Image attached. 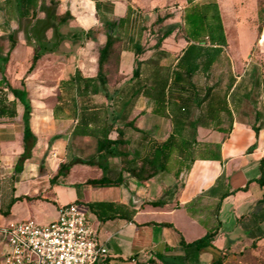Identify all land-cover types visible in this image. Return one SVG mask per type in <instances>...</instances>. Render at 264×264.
<instances>
[{
    "label": "crops",
    "instance_id": "obj_1",
    "mask_svg": "<svg viewBox=\"0 0 264 264\" xmlns=\"http://www.w3.org/2000/svg\"><path fill=\"white\" fill-rule=\"evenodd\" d=\"M199 1L196 2H216ZM43 2L38 1L34 19L40 24L45 18V14L40 13V10L46 12L48 8L46 2L45 7L41 8ZM133 4H136L135 0H54L56 11L49 12L48 21L52 22V16H61L64 13H68L71 19L59 25L53 22V28L39 27L38 31L28 27L25 29L27 41L39 36L42 41L40 50L38 46L27 45L23 38H18L15 47L9 52L1 77L10 87L25 89L27 92L30 106L28 127L35 138V144L30 158L24 161L20 172L14 173V166L23 153L24 129V109L16 100L15 117L9 120L0 119V203L1 196L6 198L9 195V186L5 180L11 176L12 195L18 200L11 206L8 217L0 216V228L9 222L24 220H32L39 225L48 224L56 219L58 206L77 202L92 219L91 226L99 242L107 250V255L98 259L95 264H163L159 256L164 259L165 264H180L175 259L181 257L182 252L166 249L177 247L180 240L191 243L216 226L212 247L218 252L217 259L219 255H224L226 249L233 251L238 247V243H246L264 233V216L261 214L258 218V215L247 212L246 208L251 204L256 205L264 195L249 191L252 182L260 185L264 183L261 178V161L264 160V95L261 93V85L264 81L249 79L246 83L249 89L243 93L237 91L242 101L250 103L251 111L241 113L237 110L236 116L233 114L228 134L197 128L198 143L220 146V159L217 161L196 160L190 169L180 174L177 179L170 174L171 178L157 172L145 182H138L127 173L121 172V185L109 187L115 191L107 195V199L99 198L106 197L100 196V192L105 188L90 189L87 196L84 194V188L92 187L84 185L87 180L99 179L104 175V172L96 167L75 164L66 176L58 177L53 185L50 184V179L56 174L59 165L67 164L73 159L88 160L96 156L95 139L72 134L75 119H54L52 109L56 104L58 85L61 81L72 79L76 71L82 78L96 76L98 51L106 42V27L124 18L127 6L134 10L133 16H139L141 13L136 9L137 5ZM148 17L152 19L149 25H144L147 29L144 28L140 39H137L136 34L139 28H125L123 25L118 31L113 30V35L132 39L134 45L138 43L143 53L136 57L132 45L126 44L127 48L119 54V81L109 84L106 93L89 98L90 104L103 106L108 110L109 120L113 101L115 110L121 111L118 109L120 97L117 99L115 95L128 84L135 59L149 66L172 67L175 64H171L173 57L186 47L185 41L176 37L178 28L172 32L162 31L171 23L173 17L152 28L151 24L156 16L150 13ZM181 17L179 26L182 25ZM14 24V18L9 20L10 30L15 29ZM144 26L141 25L140 28L143 29ZM64 29L66 33L63 32ZM166 32H169L168 36L157 44ZM0 34L8 35L6 29H0ZM34 51L39 57L33 69L29 71ZM22 57L27 61L24 65L18 63ZM230 64L233 65L232 59ZM15 68H20V72ZM238 82L235 84H239ZM128 95L122 92L121 96L124 99L128 98ZM6 97L8 101H13L10 94ZM151 107L148 99L139 96L133 108L126 112V119L134 120L135 128L145 132L151 139L163 141L171 132L170 120L152 115ZM226 127L227 124L223 123L222 128ZM108 137L116 139L117 134L111 132ZM107 164L112 172L110 175L115 177L120 172L118 158L109 159ZM250 172H257L256 176L247 175ZM95 190L96 200L90 195ZM222 195L226 196L216 210ZM198 197L201 198L198 215L190 218L185 206ZM158 200L165 201V205H149L150 202ZM93 202L121 204L133 212L132 221L126 222L116 218L100 222L86 208L88 203ZM226 235L231 237L228 239L230 246H226ZM202 250L198 252L197 261L201 260ZM6 251L0 234V261Z\"/></svg>",
    "mask_w": 264,
    "mask_h": 264
},
{
    "label": "trees",
    "instance_id": "obj_2",
    "mask_svg": "<svg viewBox=\"0 0 264 264\" xmlns=\"http://www.w3.org/2000/svg\"><path fill=\"white\" fill-rule=\"evenodd\" d=\"M39 0H4V9L8 20L17 14L21 19L28 18L31 11H35ZM130 2V0H125ZM197 0H185L182 11V25L179 26L176 37L183 39L186 47L171 60L175 64L162 66H149L143 62L134 60V69L128 84L116 92L118 101L117 112L115 101L110 120L108 110L103 106L92 105L89 98L99 93H106L108 85L117 83L119 54L127 45H132L134 55L140 56L143 50L138 43L133 44L132 39L127 37L119 38L113 35V30L118 31L123 25L125 28H139L136 32L137 39H140L144 30L140 28L139 16H133L134 10L129 6L126 9L124 18L119 19L106 27V42L98 51L97 74L94 78H82L76 71L72 79L61 81L57 88L56 104L54 105V119L72 118L76 120L72 134L79 137H88L96 140V156L88 160L73 159L67 164H61L50 184H54L58 177H64L71 166L80 164L88 167H96L104 172V175L95 180H87L84 185L92 187H117L121 185L120 173L125 172L138 182H145L157 172L167 173L177 179L180 174L187 172L196 160H219L220 146L198 143L196 141L197 128L212 129L219 133L228 134L231 128L233 111L230 109L229 99L235 113L239 108L240 98L234 87L233 79L226 85L222 93L211 88L201 91L193 83L192 78L198 72H208L214 65L220 64L223 60L227 43L222 27L221 18L217 3L210 2L198 4ZM257 19L264 25V0H256ZM133 16V18H132ZM171 16H156L151 28L161 25ZM71 19L68 13L61 16H52L51 20L56 24H62ZM166 32L159 39L158 43L168 36ZM88 34L85 35L87 37ZM260 44L264 43V33L261 35ZM15 45L10 36V47L6 57L1 58L2 64L8 60L9 52ZM34 51L31 59V71L38 59ZM228 64V60L225 61ZM28 71V72H29ZM237 91V90H236ZM122 92L129 94L128 98L121 96ZM235 93V94H234ZM261 93L264 95V83L261 85ZM10 94L13 101H8L6 95ZM0 119H13L16 115L15 101L17 100L24 109L23 114V153L18 158L14 173H19L22 164L30 158L31 150L35 144V138L28 127V116L30 106L25 89L10 87L2 78L0 81ZM141 96L151 102V113L154 116L169 119L171 132L163 141L151 139L145 132L134 126V120L127 121L126 112L133 108L136 99ZM223 118L227 119V127L222 128ZM111 132L117 134L116 139H110ZM111 158H118L120 172L112 177L108 169L107 161ZM264 160L261 161V173L263 172ZM261 178L263 176L261 174ZM9 186V195L1 196L0 216L6 218L10 214L11 206L18 200L13 197L12 182L13 176L5 180ZM78 188V187H77ZM244 190V189H242ZM79 196V193H77ZM219 198L216 210L221 200ZM6 199V200H5ZM201 198L198 197L185 206V211L190 218L198 215V207ZM260 202L264 203V195ZM75 204H78L75 202ZM152 207H162L165 201L158 200L149 203ZM86 208L98 221L105 222L111 219H121L126 222L132 221L133 212L121 204L93 202L88 203ZM169 227V225L162 224ZM217 226L208 229L199 239L191 243L179 241L175 248H167L168 251H180L182 256L175 260L180 264H195L198 259V252L204 248L212 247L213 238ZM264 237V233L256 239ZM254 246L251 243L250 248ZM247 253V250H246ZM242 254V253H241ZM222 256L212 262L221 264ZM160 261L164 259L159 256ZM237 258L243 262L245 256L238 254Z\"/></svg>",
    "mask_w": 264,
    "mask_h": 264
},
{
    "label": "rangeland",
    "instance_id": "obj_3",
    "mask_svg": "<svg viewBox=\"0 0 264 264\" xmlns=\"http://www.w3.org/2000/svg\"><path fill=\"white\" fill-rule=\"evenodd\" d=\"M43 1L44 2L43 5H41V8L45 7V2L47 3L46 5L48 8H46L45 10L47 13L44 12L43 9L40 10V13L43 12V14H45V18L41 24L39 21L34 20L37 14V11L35 10L29 13L28 18L21 19L16 14L14 16V25L16 27L14 30H10L9 20L4 9V0H0V29H6L8 34H0V59L6 57V54L10 47V36H12L15 44L17 43L18 38H23L24 42L27 45L36 47L38 46V49L40 50V46L42 44L41 38L37 36L35 37V39L27 41V34L25 32V29L31 26L35 31H38L39 27H55L53 21H48L49 12L53 13L56 11L54 0ZM208 1L209 0H200L199 3ZM135 2L136 4L133 5H137L136 9L141 13L139 15L141 21V23H139V26H146L150 24V19L152 18H149L148 14L151 13L154 16L167 15L173 17L171 19V23L167 24V26L162 29L163 32L168 30L172 32L179 28L178 23L182 15L183 7L185 6L184 0H135ZM216 3L222 22L227 48L224 51L223 60L220 64L214 65L206 73H196L193 76L192 81L198 89H201V91L205 88H211L218 93H222L226 85L230 82L231 79H233L235 83L239 81V84H237L238 88L235 89V93L237 91L243 93L249 89V85L246 84L249 79H255V81H264V43L262 45L259 43L261 35L264 33V25H262L257 19L256 0H216ZM63 32L66 33V30L64 29ZM37 34L39 35L40 33ZM148 44L149 43L147 42L146 45ZM14 47L15 45L13 46V48ZM6 50L7 52L5 53ZM230 59L233 60V65L230 64ZM226 60H228V64H226ZM18 63L24 65L25 63H27V61L24 57H22L19 59ZM5 64H2L0 60V77L4 72ZM15 69L18 71L21 70L20 68ZM237 78H239V80H237ZM0 96L3 97V95ZM231 100L232 99H229L230 109L236 116ZM250 106L251 105L248 101H242L240 99L238 111L241 113H249L251 111ZM223 120L224 124H227V119L223 118ZM253 172H250L247 175L254 176L255 174L256 176L257 172ZM163 175L171 178V176L167 173H163ZM262 176L264 178V170L262 172ZM97 188H105L102 190V192H100V196L106 197H99L100 199H107V195L115 191L114 189H109V187H89L84 188V194L87 196L90 189ZM249 191L256 194L264 193V183L263 185H260L258 183L252 182L249 186ZM90 195H93L92 197L96 200L97 190H95L94 193ZM77 205H79L83 209L82 205ZM246 208L247 212L258 215V218H260L259 216H264V203L260 201L256 205L251 204ZM87 220L89 224L92 225V219L89 217V215H87ZM262 222L264 224V220ZM262 230L264 231V226H262ZM229 237L230 236L227 235L225 236V241L228 243H226V246H230V243L228 242ZM251 243H254V246L252 248H250ZM238 254L245 256V260L243 262H240L237 258ZM200 255L202 256L201 260H198L195 264H208L210 261L216 259V257L218 256V252L214 247H209L205 248V250H202ZM221 264H264V237L261 239H253L243 244L238 243V247H236L233 251H229V249H226L224 251V255L222 256Z\"/></svg>",
    "mask_w": 264,
    "mask_h": 264
},
{
    "label": "built area",
    "instance_id": "obj_4",
    "mask_svg": "<svg viewBox=\"0 0 264 264\" xmlns=\"http://www.w3.org/2000/svg\"><path fill=\"white\" fill-rule=\"evenodd\" d=\"M56 215L45 225L24 220L1 227L7 251L0 264H95L107 255L79 205H60Z\"/></svg>",
    "mask_w": 264,
    "mask_h": 264
}]
</instances>
